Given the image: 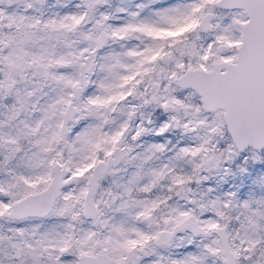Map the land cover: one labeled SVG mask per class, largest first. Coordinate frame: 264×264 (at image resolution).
I'll return each mask as SVG.
<instances>
[{"label":"snow or ice","instance_id":"obj_1","mask_svg":"<svg viewBox=\"0 0 264 264\" xmlns=\"http://www.w3.org/2000/svg\"><path fill=\"white\" fill-rule=\"evenodd\" d=\"M47 2L0 0V101H12L0 103V264H141L173 247L194 250L155 264H264V195L242 198L234 184L163 216L159 198L130 199L120 211L139 209L132 218L149 231L110 224L109 202L93 192L128 125L110 135L90 125L67 139L80 119L107 124L136 98L129 118L155 106L170 114L158 136L175 126L197 141L177 157L191 158L193 174L172 175L169 191L190 193L184 186L203 170L264 191V0H179L148 16L158 0L114 13L109 0H78L64 15H48ZM97 70L100 94L86 96ZM46 87L54 96L37 117L30 99ZM73 181L80 187L69 191ZM85 217L108 234L85 230Z\"/></svg>","mask_w":264,"mask_h":264},{"label":"clouds","instance_id":"obj_2","mask_svg":"<svg viewBox=\"0 0 264 264\" xmlns=\"http://www.w3.org/2000/svg\"><path fill=\"white\" fill-rule=\"evenodd\" d=\"M78 0H48L46 5V13L52 15L60 13L67 14L70 11H75V6ZM110 7L105 8V11L115 12L117 7H127L135 10L137 4H147L149 0H109ZM67 5V7H63ZM155 8L145 9L143 15L148 16ZM126 17L117 15L113 23H119ZM117 51H121L119 46H116ZM103 55V53H101ZM105 73L99 72L92 77L93 85L86 92V96L98 95L100 90L95 87V84L104 78ZM31 91V87L27 86ZM54 96L51 87L41 89V91L30 99L31 104L37 105V117L40 115L39 109L45 107ZM11 100L0 101V103H11ZM141 101L133 98L127 104L121 105V111L109 113V122L103 124L102 120L89 118L80 119L79 123L72 125V131L68 133L67 139L74 141L81 132L89 128L90 125H102V131L106 135L114 134L122 129L124 124L128 125V130L122 138L118 148L119 151L112 158L114 163H110L108 171L98 182V187L93 192V198L96 201H108L109 207L105 210L104 219L110 224H119L125 221L129 227H136L145 232L149 231V226L143 221H136L132 217L139 209H129L128 214L120 211L121 205L130 201V199L138 200H156L159 198L162 201L160 209L157 211L158 216L166 215L172 207L179 206L180 208H195L196 205L190 201L198 203L205 202L207 199H214L221 195L222 192L230 190L235 184L240 191V185H246V190L241 192L242 198H247L249 192L255 193L257 196L264 195L259 187L253 186L252 178L235 179L228 177V183H221V174L216 171L203 170L200 172L197 179L199 183L193 181L186 184L185 188H190L191 192H185L179 186H175L173 191H169L173 187L171 182L172 175L189 176L193 174V164L191 158L177 157L181 153V149L194 147L197 141L193 134L186 133L183 129L173 126L169 129L166 135L158 136L157 133L161 127L168 123L169 113L155 106H146L135 115L129 118V114L135 105H139ZM79 119V117H77ZM151 120V123H149ZM143 127L147 131H143L137 136V132ZM162 145L163 150H158L154 146ZM63 148V145H61ZM111 147L110 145L108 146ZM103 157V153H101ZM167 166V168H166ZM168 169H172L168 173ZM166 172L165 178L161 180L155 187H151L149 192H143L145 186L151 184L153 173ZM207 177V179H204ZM80 187V182L73 181L68 190L77 189ZM212 189L211 192L208 190ZM177 191L180 195H177ZM112 193L110 197L108 194ZM119 196L120 198H114ZM170 197V199H168ZM86 223L82 225L85 230L92 229L102 231L105 235L108 234V229L95 226L90 218L85 217ZM183 253L177 248L159 249L158 255L145 256L141 264H155L159 257L178 258ZM160 264H165L160 261Z\"/></svg>","mask_w":264,"mask_h":264},{"label":"rangeland","instance_id":"obj_3","mask_svg":"<svg viewBox=\"0 0 264 264\" xmlns=\"http://www.w3.org/2000/svg\"><path fill=\"white\" fill-rule=\"evenodd\" d=\"M179 2V0H158L157 3L153 4V8H162V7H168L173 3H177ZM240 190H242V192H244L246 190V185H240ZM194 249H179L180 252H182L183 254H186L187 251H192Z\"/></svg>","mask_w":264,"mask_h":264},{"label":"trees","instance_id":"obj_4","mask_svg":"<svg viewBox=\"0 0 264 264\" xmlns=\"http://www.w3.org/2000/svg\"><path fill=\"white\" fill-rule=\"evenodd\" d=\"M242 192V190H240Z\"/></svg>","mask_w":264,"mask_h":264}]
</instances>
